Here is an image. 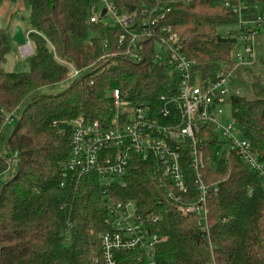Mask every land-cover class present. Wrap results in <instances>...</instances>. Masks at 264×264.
I'll return each instance as SVG.
<instances>
[{
    "label": "trees",
    "instance_id": "trees-1",
    "mask_svg": "<svg viewBox=\"0 0 264 264\" xmlns=\"http://www.w3.org/2000/svg\"><path fill=\"white\" fill-rule=\"evenodd\" d=\"M99 1L27 0L28 23L19 25L27 29L32 53L23 59L22 71L5 68L15 44L10 25L0 29V264H104L98 241L107 230L101 192L94 178L63 171L72 122H108L114 114V90L133 105L151 108L160 95H175L177 77L166 65L153 63L151 46L145 45L133 61L118 49L116 28L89 23L90 8ZM109 1L119 12L145 2ZM15 2L0 0V6ZM260 17L264 0H191L173 6L168 24L198 74L212 79L221 64H235L231 53L240 30L248 31ZM17 19L23 24L21 14ZM228 27L235 30L219 35L220 28ZM250 30L256 32L255 61L234 71L239 94L232 95L229 111L239 135L264 163V32ZM72 69L78 72L75 78H70ZM64 82L65 87H58ZM200 135L201 177L217 190L207 197L206 232L195 216L183 217L174 209L150 164L133 162L125 187L115 189L113 196L132 200L139 213L157 218L151 227L162 239L156 264H264L260 179L235 153L223 154L212 165L219 136L211 129ZM186 169L194 200V174ZM117 260L145 264L139 250L118 253Z\"/></svg>",
    "mask_w": 264,
    "mask_h": 264
},
{
    "label": "built area",
    "instance_id": "built-area-1",
    "mask_svg": "<svg viewBox=\"0 0 264 264\" xmlns=\"http://www.w3.org/2000/svg\"><path fill=\"white\" fill-rule=\"evenodd\" d=\"M190 2L145 0L139 8L119 12L109 0H100L89 11V23H101L119 31L117 46L125 56L138 61L145 45L151 46L153 63L166 65L177 77L175 95H160L155 108L146 104L133 105L114 90L110 95L114 114L108 122L101 124L81 118L72 122L69 157L63 171L65 175L94 178L101 192L103 224L107 230L99 234L98 241L104 264H118V253L136 250L143 253L145 264H156L154 254L162 239L152 233L151 227L157 218L139 213L134 201L113 196L115 189L125 187L128 170L136 160L153 167L158 187L165 192L166 199L181 216H195L205 232L207 197L217 190L215 186L207 187L201 177L204 153L200 134L203 130L211 129L218 134L217 145L228 146L223 154L235 153L260 179L264 190V163L254 155L247 141L235 140L239 133L228 111L232 95L239 94L233 84L234 71L255 61L256 32L250 29L264 32V17L248 25V31L240 30L238 45L231 53L235 62L231 68L223 63L212 79L202 78L168 24L173 6ZM77 74L72 69L70 78ZM225 118H229L230 123L222 127L219 122ZM5 121L10 123L11 119ZM14 159L15 155L8 163ZM186 167L195 178L194 200L190 195Z\"/></svg>",
    "mask_w": 264,
    "mask_h": 264
},
{
    "label": "rangeland",
    "instance_id": "rangeland-1",
    "mask_svg": "<svg viewBox=\"0 0 264 264\" xmlns=\"http://www.w3.org/2000/svg\"><path fill=\"white\" fill-rule=\"evenodd\" d=\"M20 14L22 15L23 20H24L23 24H21V22H18V19H17ZM28 17H29V6H28L27 0H16L14 5L2 4V6H0V29H6L8 25H10L11 28L14 26H20V25L22 27H24V24L27 25V23H28ZM22 27H21V29L24 33V36L26 37V40H27L28 39L27 38L28 32L26 31L27 29L25 30ZM233 30H235L234 27L220 28L218 30V33L221 36H225L227 32L233 31ZM94 35L95 34L90 32L91 37H93ZM27 42H28V40H27ZM25 47H22L20 49L21 52L19 53V50H18L19 47H17L16 45H13L12 50H11L10 55H9V59L7 61V64L5 65V68L7 70L16 71V72L23 70V64H24L23 59L29 57L32 53L31 47L28 46L30 48V52L28 54H24L22 52V49ZM261 66L262 65L259 64V66L257 68L260 69V68H262ZM65 83L66 82L58 85V87H60V88L65 87ZM240 94H243V90H242V93H240ZM225 114H227V110L225 111ZM219 123L222 127H225L226 125H228L230 123V119L229 118L222 119V120H220ZM235 140L242 141L243 138L240 135H237V136H235ZM220 142H221V139H220ZM227 148H228L227 144H224V143L216 145V147L212 153V158H211V164L212 165L218 164V162L221 159L224 151Z\"/></svg>",
    "mask_w": 264,
    "mask_h": 264
},
{
    "label": "water",
    "instance_id": "water-1",
    "mask_svg": "<svg viewBox=\"0 0 264 264\" xmlns=\"http://www.w3.org/2000/svg\"><path fill=\"white\" fill-rule=\"evenodd\" d=\"M11 41L19 48L25 47L27 45L30 46L20 26L14 27Z\"/></svg>",
    "mask_w": 264,
    "mask_h": 264
},
{
    "label": "bare ground",
    "instance_id": "bare-ground-1",
    "mask_svg": "<svg viewBox=\"0 0 264 264\" xmlns=\"http://www.w3.org/2000/svg\"><path fill=\"white\" fill-rule=\"evenodd\" d=\"M22 52L24 54H28L30 52V48L28 46H26L25 48L22 49Z\"/></svg>",
    "mask_w": 264,
    "mask_h": 264
},
{
    "label": "crops",
    "instance_id": "crops-1",
    "mask_svg": "<svg viewBox=\"0 0 264 264\" xmlns=\"http://www.w3.org/2000/svg\"><path fill=\"white\" fill-rule=\"evenodd\" d=\"M15 27V26H14ZM14 27H12L11 29L13 30L14 29ZM13 34V33H12ZM21 48H18V50H19V53L21 52V50H20Z\"/></svg>",
    "mask_w": 264,
    "mask_h": 264
}]
</instances>
